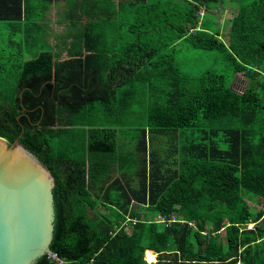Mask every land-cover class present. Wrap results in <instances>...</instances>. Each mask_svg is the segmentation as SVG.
Masks as SVG:
<instances>
[{
	"label": "trees",
	"instance_id": "trees-1",
	"mask_svg": "<svg viewBox=\"0 0 264 264\" xmlns=\"http://www.w3.org/2000/svg\"><path fill=\"white\" fill-rule=\"evenodd\" d=\"M28 2L0 0V21L40 26L58 0H36L35 17ZM64 5L66 58L38 27L18 74L0 76V137L53 177L49 252L63 264H264V0ZM186 49L205 68H183Z\"/></svg>",
	"mask_w": 264,
	"mask_h": 264
},
{
	"label": "water",
	"instance_id": "water-1",
	"mask_svg": "<svg viewBox=\"0 0 264 264\" xmlns=\"http://www.w3.org/2000/svg\"><path fill=\"white\" fill-rule=\"evenodd\" d=\"M53 177L17 139L0 137V264H35L49 252Z\"/></svg>",
	"mask_w": 264,
	"mask_h": 264
},
{
	"label": "rangeland",
	"instance_id": "rangeland-1",
	"mask_svg": "<svg viewBox=\"0 0 264 264\" xmlns=\"http://www.w3.org/2000/svg\"><path fill=\"white\" fill-rule=\"evenodd\" d=\"M36 6L38 7L37 3ZM37 7L32 8V11L30 12L32 17H35V13L37 11ZM58 6H56L57 8ZM61 11L57 10V12H52L49 11V15L47 13L43 14V16H41L42 19L38 20V24L40 25V27H42V29L45 28V22L48 20L47 25L49 26V30L47 32V35L43 36L44 40H46V42L51 46V44L49 43V41L46 39L51 38L52 40L54 39V41L56 40V42L58 41V37L60 34H62V31L64 30V28H62V25H60V27L56 26V28L59 29H52L50 25V21L51 19L53 20H57V19H61L63 15L60 17L59 15ZM221 17L223 18L220 26H219V30H220V34L222 36V39L226 38V34H227V29H228V24H227V18L230 17L229 14L227 13H221ZM48 19H47V18ZM52 20V21H53ZM28 28H24L23 25H18V28L16 32L10 34L9 30H8V24L6 22L0 21V50L4 51V54L8 55H12L7 57V59H4L3 61V68H2V73H0V76H2L3 80L8 81L9 83L12 81V78L18 74V64L22 61V55L20 53H14L16 51V47H12L8 45V40H12V41H24V38H35V35L37 36V31H38V27L36 24L34 23H29L27 24ZM64 27V26H63ZM62 28V29H61ZM52 36L54 38H52ZM60 42H57V44H59ZM203 54L197 53L195 50H182L181 52L178 53L177 55V59L180 62V64L182 65L183 68H193V69H198L201 70L202 68H205V66L207 65V56H202ZM198 67H196V66ZM234 79V78H233ZM247 76L239 73L236 78L234 79L233 85L232 87L237 90V91H241L242 88L244 87V85L246 84V80ZM115 172H110V175H114ZM249 204V202H248ZM257 207L254 206V204L251 205V209L254 210ZM147 262V259H145ZM155 260V258H154Z\"/></svg>",
	"mask_w": 264,
	"mask_h": 264
},
{
	"label": "crops",
	"instance_id": "crops-1",
	"mask_svg": "<svg viewBox=\"0 0 264 264\" xmlns=\"http://www.w3.org/2000/svg\"><path fill=\"white\" fill-rule=\"evenodd\" d=\"M33 6L34 7H36V0H32V2H28V6H27V11H28V14H29V16H31V14H30V12L32 11V8H33ZM56 6H58L57 8H56ZM64 7H65V5H64V0H58V2H52L50 5H49V7H48V10H47V14L49 13V11H51V13L52 12H57V10H59V11H61V12H63V11H65V9H64ZM60 12V13H61ZM49 15V14H48ZM47 18V17H46ZM48 19V18H47ZM53 19H51V21H50V25H53V26H51L52 27V29H54V28H56V26H58V27H60V25H62V28H64L63 26H64V24H63V22H59V19H57V20H53ZM27 21H21L20 23H18V24H14V25H8V30H9V32H10V34H12V33H14V32H16V30L17 29H19L18 28V25H23L24 26V28L26 29V28H28V26H27V24H28V22L26 23ZM47 23H48V20L45 22V28L43 29V31H44V36L45 35H47V32L48 31H46V30H49V26L47 25ZM37 27H40V26H38L37 25ZM42 28V27H41ZM61 28V29H62ZM56 29H59V28H56ZM20 30V29H19ZM52 38H54L53 36H52ZM48 41H49V43L51 44V47H52V50L53 51H58L59 50V52H60V57H59V59H65L66 58V53H65V51L63 50V48H62V45L59 43V44H57V42H56V40L54 41V39L52 40L51 38H46ZM45 43L47 44V45H49L47 42H46V40H45ZM8 45L9 46H12V47H16V49L18 48L17 46H19V45H22V47H21V49H22V53H20L21 55H22V60H25V59H28V58H30V55H32L33 54V52H30V51H35V47H36V43L35 42H33V40L32 39H30V38H24V41L23 42H21V41H12V40H8Z\"/></svg>",
	"mask_w": 264,
	"mask_h": 264
},
{
	"label": "built area",
	"instance_id": "built-area-1",
	"mask_svg": "<svg viewBox=\"0 0 264 264\" xmlns=\"http://www.w3.org/2000/svg\"><path fill=\"white\" fill-rule=\"evenodd\" d=\"M155 218L161 221V219H159V216H156ZM249 226H251V224L247 225V227H249ZM46 254L48 255V257H50L51 259H53L57 264H63V261L60 260L55 254L50 253V252H47Z\"/></svg>",
	"mask_w": 264,
	"mask_h": 264
}]
</instances>
